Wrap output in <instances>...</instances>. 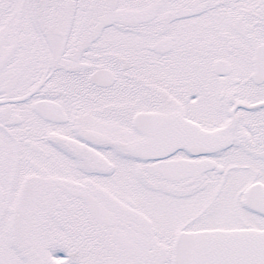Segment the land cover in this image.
Wrapping results in <instances>:
<instances>
[{
	"label": "snow or ice",
	"instance_id": "obj_1",
	"mask_svg": "<svg viewBox=\"0 0 264 264\" xmlns=\"http://www.w3.org/2000/svg\"><path fill=\"white\" fill-rule=\"evenodd\" d=\"M0 264H264V0H0Z\"/></svg>",
	"mask_w": 264,
	"mask_h": 264
}]
</instances>
